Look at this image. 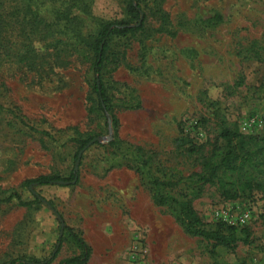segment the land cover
Segmentation results:
<instances>
[{"label": "rangeland", "instance_id": "1", "mask_svg": "<svg viewBox=\"0 0 264 264\" xmlns=\"http://www.w3.org/2000/svg\"><path fill=\"white\" fill-rule=\"evenodd\" d=\"M47 2L54 17V0ZM86 2L89 14L82 19L92 32L101 21L127 20L124 0ZM157 6L175 35L163 31L162 14L148 12L142 32L111 38L110 58L118 62L108 65L106 82L123 149L140 146L187 176L200 170L191 145L210 151L222 121L245 135L263 131L264 63L251 58L249 48L258 42L264 49V0H157ZM89 67L74 56L43 78L10 65L0 72V104L14 110H0V198L16 193L33 203L0 204V264L48 258L59 245L52 264H60L81 252L70 230L92 248L88 264H264V200L225 201L208 186L194 200L209 224L239 225L248 216L253 244L214 256L210 242L187 235L154 204L134 164L117 167L122 160L110 145L111 120L107 127L104 114H89L88 99L96 97ZM240 77L243 86L229 96L227 86ZM90 136L99 140L83 152L75 184L24 186L41 175L69 178L74 139Z\"/></svg>", "mask_w": 264, "mask_h": 264}, {"label": "trees", "instance_id": "2", "mask_svg": "<svg viewBox=\"0 0 264 264\" xmlns=\"http://www.w3.org/2000/svg\"><path fill=\"white\" fill-rule=\"evenodd\" d=\"M47 4V0H0V72L10 65L43 78L54 71L55 67L70 65L74 56L88 63L93 79L90 83L91 96H96L88 99L91 104L89 114H104L107 127L110 125L108 116L110 117L111 126L115 129L114 140L110 145L122 160L117 167L125 166L130 169L131 164H134L143 185L151 193L154 204L166 208L187 235L210 242L214 256L218 249L234 251L240 244L251 246L253 241L248 227L223 221L206 223L195 208L194 200L204 193L207 186L214 187L219 197L225 201L264 200V128L261 133L245 135L237 127L231 128L226 121H222L215 131L216 144L210 151L204 152L191 145L190 151L192 154L197 153L200 170L187 176L172 172L156 160V153L147 155L140 146L128 144V148L123 149L125 142L118 136L120 121L112 107L105 72L110 63L118 62L114 56L110 58V40L113 36L127 37L142 32L148 12L162 14L163 31L175 35L167 29L169 16L159 9L157 0H124L127 20L116 23L101 21L93 32L90 31L91 24L88 23L86 27L87 20L82 19L85 17L84 13L89 14L90 5L86 0H54V17L49 16ZM142 14L143 22L138 25ZM216 18L221 20L220 16ZM134 21L135 26L131 27ZM263 51L258 42H253L249 48L251 58L264 63ZM243 84L244 77H240L234 86H227L228 95H234ZM137 107L139 106L133 108ZM0 110L14 114L13 109L5 108L1 104ZM30 129L36 131L33 127ZM42 134L50 136L46 131ZM96 137L74 139L78 146L76 161L80 153L83 157V152ZM75 177L76 172L73 169L69 178L41 175L26 180L24 186L59 185L61 182L70 184ZM14 199L21 206L33 204L22 201L16 193L0 198V204L10 203ZM36 202L41 203L44 200L36 196ZM48 204L57 212L51 202ZM69 232L81 252L62 260L60 264H88L92 248L80 234L73 230ZM59 250L60 245L48 258L23 256L12 259L9 264H52Z\"/></svg>", "mask_w": 264, "mask_h": 264}, {"label": "water", "instance_id": "3", "mask_svg": "<svg viewBox=\"0 0 264 264\" xmlns=\"http://www.w3.org/2000/svg\"><path fill=\"white\" fill-rule=\"evenodd\" d=\"M143 14L141 15V19L139 21V24L138 25H141L142 22H143ZM109 120H110V117L108 116ZM99 139H95L94 141H98ZM81 157H82V153L79 154L78 156V159L76 161V164H75V172H76V177H75V180L72 182V184H75L78 180V172H79V167H80V162H81ZM60 184L64 185V184H68L67 182H61ZM65 224L62 223V229L64 228Z\"/></svg>", "mask_w": 264, "mask_h": 264}, {"label": "built area", "instance_id": "4", "mask_svg": "<svg viewBox=\"0 0 264 264\" xmlns=\"http://www.w3.org/2000/svg\"><path fill=\"white\" fill-rule=\"evenodd\" d=\"M247 217V215L241 217V219L239 220V225H244L247 222Z\"/></svg>", "mask_w": 264, "mask_h": 264}]
</instances>
